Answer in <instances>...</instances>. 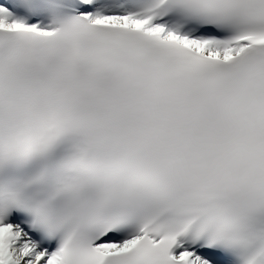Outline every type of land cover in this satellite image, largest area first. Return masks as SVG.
I'll return each instance as SVG.
<instances>
[{
	"label": "snow or ice",
	"instance_id": "6c2138e0",
	"mask_svg": "<svg viewBox=\"0 0 264 264\" xmlns=\"http://www.w3.org/2000/svg\"><path fill=\"white\" fill-rule=\"evenodd\" d=\"M0 264H264V0H0Z\"/></svg>",
	"mask_w": 264,
	"mask_h": 264
}]
</instances>
